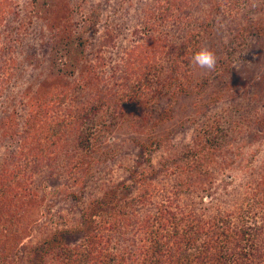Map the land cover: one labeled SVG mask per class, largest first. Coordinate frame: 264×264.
Returning <instances> with one entry per match:
<instances>
[{
	"label": "rangeland",
	"instance_id": "374dc122",
	"mask_svg": "<svg viewBox=\"0 0 264 264\" xmlns=\"http://www.w3.org/2000/svg\"><path fill=\"white\" fill-rule=\"evenodd\" d=\"M164 2L0 0V264L91 231L142 264L164 206L264 214V0Z\"/></svg>",
	"mask_w": 264,
	"mask_h": 264
},
{
	"label": "trees",
	"instance_id": "16d2710c",
	"mask_svg": "<svg viewBox=\"0 0 264 264\" xmlns=\"http://www.w3.org/2000/svg\"><path fill=\"white\" fill-rule=\"evenodd\" d=\"M172 1L174 0H165L163 3L165 11L172 9ZM140 91L142 92V88L135 89V92L131 89L126 93ZM124 96V93L121 94V97ZM125 103L135 105L137 102ZM100 123L107 124L103 120ZM144 180L143 176L139 179L141 183H145ZM259 197L261 196L260 194L257 196V193L248 197L254 200L252 205L258 209ZM125 203L128 204L116 198V206L126 207ZM252 205L247 206L246 210L243 208L237 224H234L237 216L234 218L233 215L228 217L221 214L213 222L207 223L203 221V217L199 219L197 215L191 213L181 217L182 214L164 206L160 211L159 225L156 228L147 227L150 238L145 253L148 256L144 258L142 264H264V214L257 217ZM96 208V202L90 204V211H95ZM92 217L91 212L86 221L92 222ZM85 239L87 245L71 248L66 245L63 234H53L45 240L44 247L36 256L43 261L41 264H45L51 254L59 264H137L138 255L135 253L131 259H127L120 258L112 250H104L98 245L99 240L93 236L92 231ZM110 244L111 242L108 246Z\"/></svg>",
	"mask_w": 264,
	"mask_h": 264
},
{
	"label": "clouds",
	"instance_id": "9594fccd",
	"mask_svg": "<svg viewBox=\"0 0 264 264\" xmlns=\"http://www.w3.org/2000/svg\"><path fill=\"white\" fill-rule=\"evenodd\" d=\"M217 63L216 54L207 47H202L191 58L193 67L212 71L215 69Z\"/></svg>",
	"mask_w": 264,
	"mask_h": 264
}]
</instances>
